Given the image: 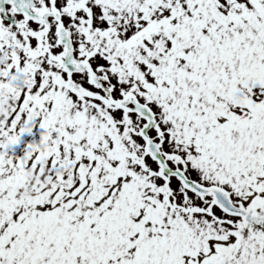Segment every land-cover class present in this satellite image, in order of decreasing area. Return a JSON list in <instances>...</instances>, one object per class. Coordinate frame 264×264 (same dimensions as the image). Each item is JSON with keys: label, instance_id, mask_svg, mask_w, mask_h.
I'll list each match as a JSON object with an SVG mask.
<instances>
[{"label": "snow or ice", "instance_id": "1", "mask_svg": "<svg viewBox=\"0 0 264 264\" xmlns=\"http://www.w3.org/2000/svg\"><path fill=\"white\" fill-rule=\"evenodd\" d=\"M0 264H264V0H0Z\"/></svg>", "mask_w": 264, "mask_h": 264}]
</instances>
